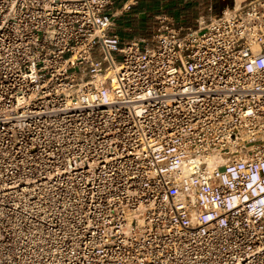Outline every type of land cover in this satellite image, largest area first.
Masks as SVG:
<instances>
[{"label": "built area", "instance_id": "built-area-1", "mask_svg": "<svg viewBox=\"0 0 264 264\" xmlns=\"http://www.w3.org/2000/svg\"><path fill=\"white\" fill-rule=\"evenodd\" d=\"M118 1L0 0V264H264V0Z\"/></svg>", "mask_w": 264, "mask_h": 264}, {"label": "rangeland", "instance_id": "rangeland-1", "mask_svg": "<svg viewBox=\"0 0 264 264\" xmlns=\"http://www.w3.org/2000/svg\"><path fill=\"white\" fill-rule=\"evenodd\" d=\"M203 1L206 0H119L115 6L116 29L126 39H151L159 26L158 16H184L189 24H195L198 12L204 9L200 4Z\"/></svg>", "mask_w": 264, "mask_h": 264}]
</instances>
